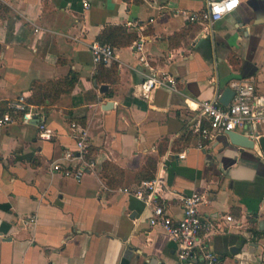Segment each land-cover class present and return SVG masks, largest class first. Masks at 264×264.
<instances>
[{"label":"crops","instance_id":"0c3cea01","mask_svg":"<svg viewBox=\"0 0 264 264\" xmlns=\"http://www.w3.org/2000/svg\"><path fill=\"white\" fill-rule=\"evenodd\" d=\"M88 1L0 0V114L23 93L39 101L51 132L40 137V117L22 122L18 113L0 127V264H180L176 242L149 224L150 206L118 189L158 173L174 217L176 192L203 191L200 213L219 219L208 236L218 264H264V147L248 127L238 132L252 147L226 133L199 146L187 104L234 79L264 93V0H240L212 24L183 13L210 0ZM114 26L132 39L104 42L116 57L95 64L89 44ZM139 53L176 88L143 96ZM72 121L87 128L93 169L62 156L75 148ZM53 160L84 172L64 175Z\"/></svg>","mask_w":264,"mask_h":264},{"label":"built area","instance_id":"2783aa9c","mask_svg":"<svg viewBox=\"0 0 264 264\" xmlns=\"http://www.w3.org/2000/svg\"><path fill=\"white\" fill-rule=\"evenodd\" d=\"M240 0H210L201 11L191 12L184 10L183 13L190 21H198L212 24L228 12L238 7ZM83 7L90 5L88 0H82ZM135 22L128 20V26ZM136 50L141 49V42L134 43ZM91 58L95 64H108L116 57L114 46L93 40L89 44ZM147 71L144 78L138 83V90L147 97L149 93L158 87L165 86L176 88L177 79L169 71L163 70L148 63L147 58L138 54ZM232 95L227 104L221 103L217 97L205 98L197 102H189L188 106L195 110L191 122V129L202 142L213 138L217 133H226L229 130L238 131L239 128L248 127L258 141V136L264 135V93H259L255 88L254 81L250 79H234L230 82ZM41 105L29 100L25 94H20L7 103V109L0 114V127L14 122L15 113L18 120L28 122L33 117H40L38 122L39 136L50 138L51 132L45 126V120L41 114ZM71 129L74 132L75 148L67 149L62 156L67 161H83L84 166L93 169V161L87 158L90 146L89 133L83 125L72 121ZM264 159V151L259 152ZM183 153H178L183 157ZM51 169L64 175H73L80 178L83 169L74 170L69 163L64 165L60 160L51 162ZM119 190L142 200L150 206L148 222L152 226L164 229L177 244L176 254L180 264H218L219 254L209 244V234L218 230V220L204 216L199 211V205L204 201V193L194 190L190 193H175V199L181 208V215L174 217L168 213L164 192L166 190L165 177L158 173L151 178H144L131 185L118 187ZM232 220L231 215L218 216Z\"/></svg>","mask_w":264,"mask_h":264},{"label":"water","instance_id":"95a60500","mask_svg":"<svg viewBox=\"0 0 264 264\" xmlns=\"http://www.w3.org/2000/svg\"><path fill=\"white\" fill-rule=\"evenodd\" d=\"M232 95V89L230 87H225L224 90L221 92L218 100L223 103L227 104L230 97ZM227 136L229 137L230 141L234 144H238L244 147H252L253 146V139L249 138L246 134L235 131L229 130L226 132ZM258 142L260 146L264 147V135L258 136Z\"/></svg>","mask_w":264,"mask_h":264},{"label":"trees","instance_id":"16d2710c","mask_svg":"<svg viewBox=\"0 0 264 264\" xmlns=\"http://www.w3.org/2000/svg\"><path fill=\"white\" fill-rule=\"evenodd\" d=\"M118 39V37L123 38L125 42H128L129 40L132 39L131 36H125L124 30L121 26H114L112 28H109L105 33H102L101 37H99V40L101 42H109L112 38ZM122 43V39L119 40ZM34 101V100H33ZM35 103H39V101H34Z\"/></svg>","mask_w":264,"mask_h":264}]
</instances>
